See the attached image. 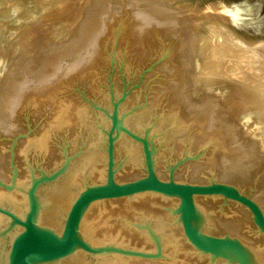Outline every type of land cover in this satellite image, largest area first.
Listing matches in <instances>:
<instances>
[{"label": "rangeland", "instance_id": "obj_1", "mask_svg": "<svg viewBox=\"0 0 264 264\" xmlns=\"http://www.w3.org/2000/svg\"><path fill=\"white\" fill-rule=\"evenodd\" d=\"M220 25L250 48L263 43L264 0H0V182L15 184L12 190L0 186V195L22 200L23 215L34 178L56 174L67 161L71 168L43 184L39 195L43 200L48 186L57 187L74 170L80 172L72 188L78 195L94 151L103 182L109 115L127 94L120 117L133 133L148 135L161 179L175 169L178 182L230 184L264 211V102L257 89L264 84H252L254 90L212 71L218 62L206 59L205 36ZM64 109H72V127L59 126ZM133 115L137 123L131 125ZM45 136L46 152L36 143ZM177 205L154 194L100 203L84 218L81 234L95 245L147 254L158 249L147 227L159 236L161 258L112 255L108 264H122L119 257L133 264H228L187 242L172 212Z\"/></svg>", "mask_w": 264, "mask_h": 264}, {"label": "water", "instance_id": "obj_2", "mask_svg": "<svg viewBox=\"0 0 264 264\" xmlns=\"http://www.w3.org/2000/svg\"><path fill=\"white\" fill-rule=\"evenodd\" d=\"M127 94L113 102L109 115L111 126L107 132L106 179L101 183H86L77 195L68 213L63 212L61 226L49 225L42 213L44 199L40 198L41 186L63 175L68 162L52 176L43 175L32 181L28 191V208L21 215L0 202V216L5 220L0 233V264H63L77 254L88 260L108 256L162 257L159 236L148 226L157 244L156 254H147L117 246L95 245L81 234L84 218L97 204L154 194L177 200L173 214L177 216L187 242L201 255L212 261L223 260L228 264H264V211L261 206L226 183L178 182L175 169L163 180L156 169V148L148 135L142 137L125 127L120 117V106ZM14 178L18 170L13 165ZM15 188V184L7 186ZM21 215V216H20ZM1 230V231H2ZM0 231V232H1Z\"/></svg>", "mask_w": 264, "mask_h": 264}, {"label": "bare ground", "instance_id": "obj_3", "mask_svg": "<svg viewBox=\"0 0 264 264\" xmlns=\"http://www.w3.org/2000/svg\"><path fill=\"white\" fill-rule=\"evenodd\" d=\"M216 32H214V34H212L211 36H205L206 37V40H205V49H204V52H205V55H206V59H215V61H217L218 63H216L215 65H213L214 67V70L212 71H215V75L217 74H221V75H224L226 78V81H229L231 82L232 80H234L235 82L236 81H245L248 83V85H251V87H253V89L255 88L254 86H252V84L255 83V86L258 85V83L260 84L261 82H263L264 84V41L263 43H261L262 41H260L259 43L260 44H257L256 43V46H253L252 48L249 47V45H247L246 43H243L242 40H241V37L236 34L234 31L232 32H225V30H227V28L223 29L221 28V25L219 26L218 29H215ZM225 32V33H224ZM223 35H222V34ZM137 36V35H136ZM221 38V39H220ZM207 42V44H206ZM234 42L235 43V46H233L232 49H229L228 46ZM255 43V42H254ZM229 44V45H228ZM209 46H215L213 48H209ZM234 57H236L237 61L236 62H233L231 64H227L229 62V60H233L234 61ZM234 58V59H233ZM205 59V60H206ZM231 62V61H230ZM229 62V63H230ZM215 63V62H214ZM228 65V66H227ZM212 67V68H213ZM211 68V69H212ZM256 71H260L258 73L260 74H257L256 75ZM256 72V73H255ZM206 79L208 78L207 75L205 76ZM222 78V77H221ZM208 80V79H207ZM262 84V83H261ZM260 84V85H261ZM222 86V85H221ZM233 86V85H232ZM238 86V85H237ZM239 86H241V84L239 83ZM230 87V86H229ZM233 88V87H232ZM243 88V87H242ZM257 88V87H256ZM255 88V89H256ZM254 89V90H255ZM259 89V95H260V100L264 102V85L263 86H260V88H257ZM258 92V90H257ZM257 92H256V95H257ZM259 99V98H258ZM257 99V100H258ZM259 100V101H260ZM260 101V102H261ZM258 107H261V106H258ZM263 107V106H262ZM67 109V108H66ZM264 109V108H263ZM72 109H70L71 111ZM149 110V109H148ZM261 110V109H260ZM67 111V112H66ZM64 109V112L62 113V116L65 118L63 119V121L60 122L59 126H70L72 127V125H69L67 124V121L68 122H74V114H72L69 109L66 110ZM73 112V111H72ZM75 112V111H74ZM259 112V111H258ZM262 112V111H260ZM264 112V110H263ZM71 113V114H69ZM77 113V111L75 112ZM80 113V112H79ZM139 113V112H137ZM141 113V112H140ZM139 113V114H140ZM152 113V112H151ZM136 114V113H135ZM138 114V115H139ZM147 114V113H146ZM145 114V115H146ZM264 114V113H263ZM71 115H73V117H71ZM79 115V114H77ZM143 115V114H142ZM144 115V117H145ZM83 116V115H82ZM134 118L131 116V125H134L132 123H135L137 119H135V115H133ZM141 115H139L140 117ZM148 116V115H147ZM236 116V115H235ZM76 117V116H75ZM79 117V116H78ZM137 117V116H136ZM143 116H141L142 118ZM151 117V115H150ZM174 117V115H173ZM73 118V120L71 121V119ZM138 118V117H137ZM148 118V117H147ZM168 118V117H167ZM175 118V117H174ZM177 118V116H176ZM239 118V116H238ZM2 119V118H1ZM79 118H77L78 120ZM81 119V118H80ZM83 119V118H82ZM127 119V118H126ZM129 119V118H128ZM170 119V118H169ZM6 121V119H2V121ZM76 120V119H75ZM84 120V119H83ZM81 120V121H83ZM162 120V119H161ZM8 121V120H7ZM79 121V120H78ZM127 121V120H126ZM139 121V120H138ZM144 121H145V118H144ZM143 121V122H144ZM177 121V120H176ZM77 122V121H76ZM178 122V121H177ZM57 123V122H56ZM75 123V122H74ZM73 123V124H74ZM82 123V122H81ZM129 123V122H127ZM137 123V122H136ZM151 123V122H150ZM161 123V122H160ZM242 123V122H241ZM76 124V123H75ZM143 124V123H142ZM204 124V123H203ZM57 124H55L56 126ZM81 125V124H80ZM84 125V124H83ZM158 125V124H157ZM4 126V125H3ZM76 126V125H75ZM79 126V125H78ZM82 126V125H81ZM127 126V125H126ZM138 126V125H137ZM155 126V125H154ZM130 127V126H129ZM134 127V126H133ZM66 128V127H65ZM74 128V127H73ZM71 128V129H73ZM158 128V127H157ZM217 128V127H216ZM55 129V128H54ZM64 129V128H63ZM62 130V129H61ZM57 131V129H56ZM150 131V129H149ZM178 131V130H177ZM176 131V132H177ZM182 131V129H181ZM64 132V131H63ZM67 132V131H66ZM74 132V130H73ZM88 132V131H87ZM157 132V131H156ZM89 133V132H88ZM150 133V132H149ZM160 132H158L159 134ZM175 133V132H174ZM71 134V133H70ZM155 134V133H154ZM176 134V133H175ZM151 135V134H150ZM172 136V134H171ZM176 136V135H175ZM173 139V138H171ZM46 136L43 137V138H40V140L37 143V147L39 148H42V150L46 149ZM260 142V141H259ZM30 144V143H29ZM35 144V143H34ZM27 146V145H26ZM32 146V145H31ZM30 147V145H29ZM36 145H35V149H37ZM28 148V147H27ZM263 148V147H262ZM39 150V149H38ZM47 150V149H46ZM45 150V152H46ZM95 150V149H94ZM92 150V151H94ZM27 151V149H26ZM43 151V153H45ZM50 152V151H49ZM35 153V152H34ZM33 153V154H34ZM42 153V152H41ZM90 153V152H89ZM26 155V154H25ZM90 155V154H89ZM32 156V155H31ZM25 157V156H24ZM45 157V156H44ZM83 157V156H82ZM81 159V158H80ZM79 159V160H80ZM88 161L91 162V166L92 169L90 171V173L88 172V174L86 176H84V179L83 181L84 182H88V183H99L100 182V179L102 178V173H98V170L100 169L99 167H96L95 164H97V161L100 160L99 159V155L98 153H96L94 151V153L91 152V155L87 158ZM86 159V160H87ZM84 160V161H86ZM82 161V160H81ZM80 162V161H79ZM99 162V161H98ZM81 163V162H80ZM85 163V162H84ZM83 163V164H84ZM88 163V162H87ZM74 164V163H73ZM79 165V164H77ZM75 167V166H74ZM69 168V167H68ZM71 168V167H70ZM69 168V169H70ZM77 168L80 169V167L78 166ZM97 168V169H96ZM99 168V169H98ZM68 171V170H67ZM71 172V171H70ZM79 171L77 170H74L72 171V173H70L69 175H67V177L65 178H62L60 180H57L56 181V184L58 185L57 187H55V184L54 185H50L48 186L43 193L46 194V197H43L44 199V203H45V211L42 213V216L44 217L43 219L47 222H50L49 225H53L54 222L56 221L57 217L62 215V212H65L67 213L68 210L70 209L71 205L73 204L74 202V199L75 197H77V194L75 195L74 193H72V188L73 187H77L76 186V182H77V173ZM85 172V171H84ZM80 173V172H79ZM85 174V173H84ZM65 175V174H64ZM101 176V178H100ZM61 177V176H60ZM104 177V176H103ZM99 181V182H98ZM104 181V180H103ZM80 181L78 180V183ZM21 183V182H20ZM77 183V184H78ZM75 185V186H74ZM23 187V186H22ZM13 196L15 197V195H12V194H6L4 193V195H0V198H1V202L4 203L3 201L5 202H8L9 205H11V207L13 209H16L15 211L17 213H20L22 212L21 210V207H22V200L21 201H18V199H15L13 198ZM22 196V195H20ZM138 197V196H137ZM19 198V197H18ZM151 198V197H150ZM21 199V198H20ZM137 199V198H136ZM142 199V198H140ZM152 199V198H151ZM146 201V200H145ZM144 201V202H145ZM27 202V201H25ZM147 202V201H146ZM145 202V203H146ZM150 202V201H149ZM120 203H124L123 201H121ZM137 203V202H136ZM145 203H143L145 205ZM7 204V203H6ZM110 204H114V203H110ZM4 205V204H3ZM141 205V204H140ZM154 205V204H153ZM26 206V205H25ZM134 206V205H133ZM132 206V207H133ZM148 207V204L146 205ZM145 206V207H146ZM111 207V206H110ZM121 207V206H120ZM130 207V206H129ZM107 208V207H106ZM150 208V207H149ZM148 209V208H147ZM129 210V209H128ZM131 210H134V209H131ZM153 210V209H152ZM151 210V211H152ZM115 211V210H114ZM118 211V210H116ZM144 212V211H143ZM146 216V215H145ZM61 217V216H60ZM59 219V218H58ZM4 218H2L0 216V225L1 223L4 222ZM7 221V220H6ZM59 221V220H57ZM59 223V222H58ZM56 223V224H58ZM60 225V224H59ZM58 225V227H59ZM163 225V224H161ZM160 225V226H161ZM61 226V225H60ZM159 227V226H158ZM157 228V227H156ZM6 228H4L3 230L0 229V233H2ZM88 231V230H87ZM118 231V229H117ZM143 232V231H142ZM169 237V236H168ZM168 239V238H167ZM172 241V240H171ZM140 242V241H139ZM176 242V241H175ZM106 258V257H105ZM99 259L97 264H108V261H106L107 259ZM117 258V257H116ZM121 259H118V260H122V264H133V261H130V260H125L123 259L122 257H119ZM189 258V257H188ZM137 262H135L136 264ZM63 264H90V262L88 261L87 257H85L83 254H77L75 256H73L72 258H70L69 260H67L65 263ZM137 264H140V263H137ZM145 264V263H143ZM157 264V263H156Z\"/></svg>", "mask_w": 264, "mask_h": 264}, {"label": "flooded vegetation", "instance_id": "obj_4", "mask_svg": "<svg viewBox=\"0 0 264 264\" xmlns=\"http://www.w3.org/2000/svg\"><path fill=\"white\" fill-rule=\"evenodd\" d=\"M68 211H69V210H68ZM67 213H68V212H67ZM1 217H2V216H1ZM2 218H3V217H2ZM5 221H6V220H4V222H3V223H1V225H0V228H1V226H2V225L5 223Z\"/></svg>", "mask_w": 264, "mask_h": 264}]
</instances>
